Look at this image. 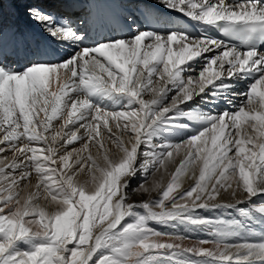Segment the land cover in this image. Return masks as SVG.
<instances>
[{
  "label": "snow or ice",
  "instance_id": "1",
  "mask_svg": "<svg viewBox=\"0 0 264 264\" xmlns=\"http://www.w3.org/2000/svg\"><path fill=\"white\" fill-rule=\"evenodd\" d=\"M161 3L205 30L165 29L168 22L147 4L138 16L127 4L109 3L103 6L121 11L98 12L94 34L88 24L91 9L102 7L96 0H83L87 11L75 19L34 0L27 15L63 53L37 49L16 69L0 45V144L6 146L0 152L13 153L0 161V264H91L94 256V264H130L133 257L131 264H264V0ZM197 59L203 61L198 76L185 79ZM53 81L58 87L50 91ZM73 93L83 98L69 108ZM65 109L67 119L53 131ZM70 125L76 130L65 131ZM105 134L122 155L116 160L105 152L100 163L88 150H104ZM82 139V149L66 150ZM182 149L170 180L149 184ZM197 160L199 175L182 188ZM138 175L131 191L150 197L139 204L129 202ZM241 192L245 199H235ZM222 193L235 202H220ZM41 197L51 212L39 206ZM228 209L238 218L201 214ZM127 217L132 222L122 224ZM181 230L211 240L192 247L163 240L182 241Z\"/></svg>",
  "mask_w": 264,
  "mask_h": 264
},
{
  "label": "bare ground",
  "instance_id": "2",
  "mask_svg": "<svg viewBox=\"0 0 264 264\" xmlns=\"http://www.w3.org/2000/svg\"><path fill=\"white\" fill-rule=\"evenodd\" d=\"M34 0H0V45H3L7 52L8 56L6 58V63L9 65V67L21 69L23 66H25L28 61L32 58L29 53L37 50V49H48V51L53 52L56 55L62 54L64 49L63 47L58 43L54 42L53 40L49 39L47 36V33L43 32V30L37 26L27 15L26 8L30 3H33ZM46 3H50L54 6V9L59 13H64L73 19L79 18L85 15V12L87 9L82 7L83 0H45ZM96 2L100 3L102 7L99 9L92 8V16L89 17V24L88 28L90 31H92L95 34L96 25L93 23V21L96 18L97 13H108L110 11L119 12L121 9L114 8L109 9L107 7H104L103 5L113 3V4H127L129 6V9L136 13V15H140V12L143 10V7L145 4L149 5L152 9V11L161 18L162 21H167V24H162L160 27L165 29H171V30H184L187 29L188 32L192 35H199L201 31L205 30V26L198 24L196 21L191 20L190 18L182 15L181 13L174 12L171 10H168L163 7L161 0H96ZM226 2H231V0H226ZM139 4V9H137L136 5ZM21 7L24 8L23 10L19 9ZM26 12L25 15H23V12ZM10 18V19H9ZM142 19V17H141ZM190 24V25H188ZM212 35L217 36V38L221 39H227L226 37H223V35L216 30L215 28L208 29ZM102 34H107L106 30ZM196 66V72L195 73H185V79H187V76L189 74H192L194 76H198L199 70L203 66V61L197 59L192 62ZM199 67V68H198ZM65 79V76L63 73H61L60 81L63 82ZM251 81H249L250 83ZM58 87V83L56 81H53V83L50 86V91H55ZM241 89H246L245 84L240 85ZM174 92L169 93V100L171 101V96L174 95ZM79 96L80 99L83 98L82 94L73 93L71 94L69 99L68 107L70 108L71 100L76 99ZM149 96H145V99H149ZM67 110L65 109L62 116H58L55 120H53V131L60 130L61 126L63 125L64 119H67ZM108 110H114L112 109L111 105L109 104ZM115 110H121V109H115ZM44 113H39V118H44ZM114 128V125H111ZM73 126H69L66 130H72ZM76 129V128H75ZM84 131V129H82ZM115 131V129H114ZM50 135L51 133H47ZM3 133H0V139H2ZM210 133H206V137H208V144L210 145ZM124 139L127 141L129 137H124ZM79 141V140H78ZM81 141V140H80ZM83 142V141H82ZM86 141H84L85 143ZM105 149L104 150H97V147L95 145L91 146L88 151L91 152V154L98 160V162L103 163V156L105 152L109 155L111 159H118L122 154L115 148V146L111 143L110 140L107 139V136L105 134ZM199 143V142H198ZM35 147H43V144H35L33 145ZM0 147H6L3 144H0ZM200 147L203 148L204 145L200 144ZM82 155H87V152L81 153ZM13 156V153H9L8 150L5 152L0 153V161L4 159V157H7L9 161H11ZM184 156V150L182 149L180 154L174 157V162L169 163L167 170L161 169L157 172V178L159 180L166 184L170 178L171 173L175 171V168L179 164V160L182 159ZM200 162V161H199ZM196 163V162H195ZM194 163L191 167L187 169L185 174L183 175L182 179V186L187 187L192 182L195 181L196 177L199 175V168L200 164L197 165ZM6 171H8L6 169ZM83 179V178H82ZM134 180V179H133ZM133 180L130 182V184H133ZM35 176H33V179L31 181V184L29 185V188L34 187L35 185ZM129 184V185H130ZM135 184V183H134ZM93 187L91 186L89 188ZM29 189H25V193ZM158 196L157 192H153L151 194L152 199H156ZM149 194L142 193V192H132V195L129 197V202H135L137 204L148 200ZM235 199L244 200L245 194L244 193H238L237 197ZM254 201L257 203L260 202L259 198H253ZM220 202H230L234 203L235 200L231 197L230 193H222V195L219 198ZM37 203L40 207L44 208L46 211L51 212L52 207L49 204L48 201L44 200L43 197H41ZM239 207H245L247 205L241 204L238 205ZM166 242H174L181 244L182 247H192V246H199L198 241L191 240V239H183L182 241H171L168 240L167 237L163 238ZM207 248H213L214 245L212 243H208L203 245ZM133 258H130L129 261L133 260Z\"/></svg>",
  "mask_w": 264,
  "mask_h": 264
},
{
  "label": "rangeland",
  "instance_id": "3",
  "mask_svg": "<svg viewBox=\"0 0 264 264\" xmlns=\"http://www.w3.org/2000/svg\"><path fill=\"white\" fill-rule=\"evenodd\" d=\"M19 9H21V7L19 8ZM24 8L22 7V9L21 10H23ZM26 14V12L24 11L23 12V15H25ZM10 19V18H9ZM199 68V67H198ZM74 130H76L75 128H73L71 131H74ZM66 131H70V130H66ZM78 135H80V136H84L85 135V132L84 131H82V129H80V131L78 132ZM83 141V142H82ZM84 141L85 140H79V141H74V142H72L70 145H66L65 147H66V150L67 151H72L73 149H76V150H80V149H82V146H83V144H84ZM24 143H27V140H24L23 141ZM1 153V152H0ZM9 153L11 154L12 153V151H9ZM233 153H234V150H233ZM233 153H230V155L231 154H233ZM60 154L61 155H63L64 154V152H60ZM119 159V158H118ZM117 158H116V160H118ZM198 163H201V161L199 162V160H197L196 161V165L198 164ZM201 165V164H200ZM157 172L155 173V176L154 177H152V176H150L149 177V179H148V183L150 184L151 183V180L154 178V179H157V180H159V178H157ZM2 179L3 178H0V181H2ZM133 184H130L129 185V197L132 195V189H135V188H137L138 187V185H139V183H140V177H139V175L133 180V182H132ZM135 183V184H134ZM194 182H192L191 184H193ZM191 184L189 185V186H187V187H183L182 186V188H188V187H190L191 186ZM91 186V183H89V187ZM90 189H93L94 190V188L93 187H91ZM157 198H158V196H157ZM259 203V202H258ZM239 207V206H238ZM137 211H139V212H141L142 214L144 213V209H142V208H138L137 209ZM202 215H207V216H210V217H222V218H224V219H231V218H234V217H236V218H238V214L235 212V210H233V209H228V210H216L215 212H208V213H204V212H202L201 213ZM25 219H30V217H26ZM128 222H132V218L131 217H127V218H125V220L124 221H122V224L123 223H128ZM150 227H153V228H155V229H157V230H160V231H164L165 230V228H164V226H162V225H158V224H156L155 222H152V223H150V225H149ZM36 227H38V225H33V228L35 229ZM257 230H259V229H257ZM95 231V230H94ZM181 234L182 235H184L186 238L185 239H191V240H195V241H200V240H211V237L210 236H207L206 234H203V233H183V231L181 230ZM73 245H69V247H72ZM22 249H23V246H22ZM98 258V256H94V258H93V262H91V264H94V261L96 260ZM130 259V258H129ZM130 262V261H129ZM130 264H131V262H130Z\"/></svg>",
  "mask_w": 264,
  "mask_h": 264
}]
</instances>
